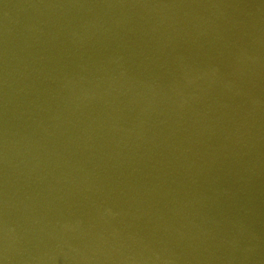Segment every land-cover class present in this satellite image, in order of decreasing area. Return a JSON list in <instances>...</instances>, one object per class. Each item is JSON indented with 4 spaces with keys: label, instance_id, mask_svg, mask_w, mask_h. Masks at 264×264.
<instances>
[{
    "label": "water",
    "instance_id": "water-1",
    "mask_svg": "<svg viewBox=\"0 0 264 264\" xmlns=\"http://www.w3.org/2000/svg\"><path fill=\"white\" fill-rule=\"evenodd\" d=\"M0 264H264V0H0Z\"/></svg>",
    "mask_w": 264,
    "mask_h": 264
}]
</instances>
